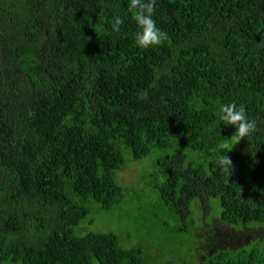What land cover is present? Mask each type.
I'll use <instances>...</instances> for the list:
<instances>
[{
	"label": "trees",
	"instance_id": "obj_1",
	"mask_svg": "<svg viewBox=\"0 0 264 264\" xmlns=\"http://www.w3.org/2000/svg\"><path fill=\"white\" fill-rule=\"evenodd\" d=\"M128 4L0 0V264H179L200 240L206 264H264V0H155L167 39L148 49ZM232 102L257 123L235 145ZM158 151V199L184 226L127 248L111 226L137 186L119 172L141 181Z\"/></svg>",
	"mask_w": 264,
	"mask_h": 264
},
{
	"label": "rangeland",
	"instance_id": "obj_2",
	"mask_svg": "<svg viewBox=\"0 0 264 264\" xmlns=\"http://www.w3.org/2000/svg\"><path fill=\"white\" fill-rule=\"evenodd\" d=\"M160 154L161 152L158 151L152 156L140 161L142 165L149 163V165L143 168L141 171V181H139V176L137 180L136 173L139 169V166L137 165L138 163H134L119 172V176L121 178L120 181L123 185H127L134 181L133 183L137 186L128 194V202L131 203V207L127 212L126 217L121 214L122 217H124L122 221L123 227L120 225V223H113L111 226V229H117V226H120L125 230L124 232L121 231L122 233H130V236H132L133 239L130 241L129 239H125L123 242V245L127 248L141 245L142 241L150 242L152 246L157 247L164 237L174 234L173 230L175 227L180 225V227L183 228L184 226V224H178L172 216H169L164 212L165 210L161 204L162 202H160L158 199V194L156 192L158 189L156 188V184L160 182L162 176L160 175L159 169L155 164V157ZM194 208L197 209L196 206L194 207V203H192V212ZM216 212L217 216H219L220 209L216 210ZM44 214L45 216H48V213ZM214 218V216H211L209 217V220H214ZM185 226V231L190 229L188 222ZM99 228L106 230L107 226L103 225ZM137 228L138 230H136ZM179 233L180 232H177L175 235H178ZM169 256L171 255H168L164 252V255L162 254L159 257L169 258ZM159 264L165 263L159 262Z\"/></svg>",
	"mask_w": 264,
	"mask_h": 264
},
{
	"label": "clouds",
	"instance_id": "obj_3",
	"mask_svg": "<svg viewBox=\"0 0 264 264\" xmlns=\"http://www.w3.org/2000/svg\"><path fill=\"white\" fill-rule=\"evenodd\" d=\"M128 9L134 13L138 26L134 41L137 47L148 49L162 44L167 39V33L160 30L153 19L155 0H129ZM122 24H124V19L121 16L114 17L111 24L112 30L119 32ZM219 120L225 127L231 126L234 128L233 135L228 139L234 141L233 145L257 131L256 121L249 118L243 104L238 105L232 102L223 105L220 109ZM224 153L222 154V158L217 160V164L222 171L230 173L233 167L232 161Z\"/></svg>",
	"mask_w": 264,
	"mask_h": 264
},
{
	"label": "flooded vegetation",
	"instance_id": "obj_4",
	"mask_svg": "<svg viewBox=\"0 0 264 264\" xmlns=\"http://www.w3.org/2000/svg\"><path fill=\"white\" fill-rule=\"evenodd\" d=\"M197 243H198V246H196L195 249L186 251L182 255L183 257H180L179 264H206L210 256V253L208 250L210 244L204 240L197 241ZM190 245L192 244H189L188 246ZM216 247L218 246H215V248ZM220 248H223V247H219V249ZM149 253L151 254L150 261H149V263L151 264H159V262L161 263L164 262L165 264H177V262L168 260L166 257H163V258L159 257L161 253H159L158 251L151 249Z\"/></svg>",
	"mask_w": 264,
	"mask_h": 264
}]
</instances>
